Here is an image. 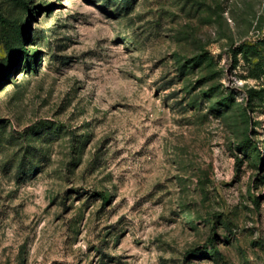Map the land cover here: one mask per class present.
Masks as SVG:
<instances>
[{
	"label": "rangeland",
	"instance_id": "374dc122",
	"mask_svg": "<svg viewBox=\"0 0 264 264\" xmlns=\"http://www.w3.org/2000/svg\"><path fill=\"white\" fill-rule=\"evenodd\" d=\"M0 264H264V0H0Z\"/></svg>",
	"mask_w": 264,
	"mask_h": 264
}]
</instances>
